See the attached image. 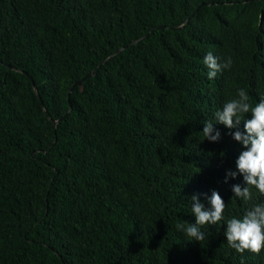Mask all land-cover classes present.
<instances>
[{
    "label": "trees",
    "instance_id": "trees-1",
    "mask_svg": "<svg viewBox=\"0 0 264 264\" xmlns=\"http://www.w3.org/2000/svg\"><path fill=\"white\" fill-rule=\"evenodd\" d=\"M240 88L264 99V0H0V264H264L224 236L264 203L224 182L235 129L202 133ZM212 191L225 220L189 241Z\"/></svg>",
    "mask_w": 264,
    "mask_h": 264
},
{
    "label": "clouds",
    "instance_id": "clouds-1",
    "mask_svg": "<svg viewBox=\"0 0 264 264\" xmlns=\"http://www.w3.org/2000/svg\"><path fill=\"white\" fill-rule=\"evenodd\" d=\"M207 78L214 79L218 73L230 70L233 64L231 56L218 58L213 52L208 51L204 57ZM250 97L246 89L237 90L235 98L228 99L222 109L214 113L215 123L205 121L202 129L204 140L217 142L221 133L213 127L214 124H222L229 131L227 134L240 144L243 150L235 161L236 170L226 173L227 177L235 179L242 176L246 186L240 184L231 186L232 194L239 199L249 201L253 198L252 189L264 194V99L254 106L249 102ZM250 113V118L247 114ZM243 123L244 131H240ZM226 204L217 191H212L207 197V206L198 199L196 194L191 197V214L195 217V223L184 221L175 225L178 231H183L189 241H203L206 238L201 230L205 225H217L225 220ZM224 236L230 248L243 254L249 251L260 254L264 251V203H256L246 209L242 216H233L226 221Z\"/></svg>",
    "mask_w": 264,
    "mask_h": 264
},
{
    "label": "water",
    "instance_id": "water-1",
    "mask_svg": "<svg viewBox=\"0 0 264 264\" xmlns=\"http://www.w3.org/2000/svg\"><path fill=\"white\" fill-rule=\"evenodd\" d=\"M122 49H123V48H122ZM122 49L116 51L114 54L120 52ZM112 56H113V55H112ZM112 56H111V57H112ZM103 63H104V62L100 63V64L98 65V67H101ZM89 76H91V73H89L88 75L84 76V77L81 79V81L85 80V79H86L87 77H89ZM77 84H79V82H75V83L72 85L71 90H72ZM32 85H34V84L32 83ZM71 90H70V91H71ZM69 94H70V92H68L67 95H69ZM39 100H40V98H39ZM58 122H59V121H57L56 124H57Z\"/></svg>",
    "mask_w": 264,
    "mask_h": 264
}]
</instances>
